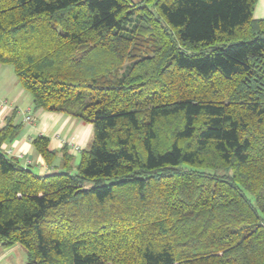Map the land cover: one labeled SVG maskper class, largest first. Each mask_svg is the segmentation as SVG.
I'll use <instances>...</instances> for the list:
<instances>
[{"label": "trees", "instance_id": "16d2710c", "mask_svg": "<svg viewBox=\"0 0 264 264\" xmlns=\"http://www.w3.org/2000/svg\"><path fill=\"white\" fill-rule=\"evenodd\" d=\"M255 1L0 0V65L34 109L92 127L77 163L33 138L47 166L60 159L38 175L2 150L21 130L6 119L0 251L22 248L25 264H264ZM157 27L153 55L125 65ZM167 72L215 98L188 86L168 97Z\"/></svg>", "mask_w": 264, "mask_h": 264}, {"label": "crops", "instance_id": "0c3cea01", "mask_svg": "<svg viewBox=\"0 0 264 264\" xmlns=\"http://www.w3.org/2000/svg\"><path fill=\"white\" fill-rule=\"evenodd\" d=\"M254 20L264 19V0H256L252 12ZM0 129L6 124V119L15 113V123L21 124V130L16 139L10 144H3L2 150L9 156L16 158L21 165L30 166L38 175H45L54 171L60 163L56 159L52 166L46 165L38 155L31 141L37 136L49 139V149L59 151L63 146L68 147L67 153L78 161V153L84 150L91 138L92 127L77 119L63 114L34 109L31 96L18 84L11 67L0 65ZM31 117L32 122L24 119ZM74 163H77L75 162ZM22 249L14 246L6 251H0V264H10V257ZM22 253L20 254V257ZM19 256V255H18Z\"/></svg>", "mask_w": 264, "mask_h": 264}, {"label": "rangeland", "instance_id": "374dc122", "mask_svg": "<svg viewBox=\"0 0 264 264\" xmlns=\"http://www.w3.org/2000/svg\"><path fill=\"white\" fill-rule=\"evenodd\" d=\"M160 29L161 28L157 27L153 30L149 29L148 32L144 30L142 33H140V35L138 34V37L132 47V52L134 53V55L132 56V59L126 61L125 65H127L131 60H135L137 58L139 59L140 56L153 55V52L157 48L159 42L166 38L160 34ZM163 81H166L168 83L167 86H169V90L167 92L169 93V95L164 91H161V93H166V95L170 98H173L175 96L179 97V95L182 94L187 86L189 89H191L190 91L192 92H198L200 95L205 97L215 98L210 88L207 87L204 89L203 86L201 88H198L190 80L186 79L182 81L179 76H172L171 74H168V72L163 76ZM223 95L224 94L220 95V97H222ZM221 100L225 101V98L223 97ZM75 162H77V160ZM21 253L22 257H20ZM25 259V253L23 249H20L18 253H13L9 260L10 264H25Z\"/></svg>", "mask_w": 264, "mask_h": 264}, {"label": "built area", "instance_id": "2783aa9c", "mask_svg": "<svg viewBox=\"0 0 264 264\" xmlns=\"http://www.w3.org/2000/svg\"><path fill=\"white\" fill-rule=\"evenodd\" d=\"M2 106L0 105V108H1ZM33 120H32V118L31 117H26L25 119H24V122H26V123H31Z\"/></svg>", "mask_w": 264, "mask_h": 264}]
</instances>
